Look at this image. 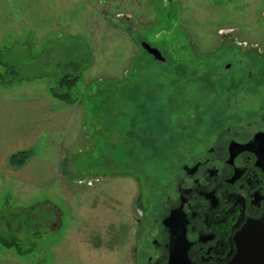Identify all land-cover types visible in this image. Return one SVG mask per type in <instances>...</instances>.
<instances>
[{
	"label": "rangeland",
	"instance_id": "obj_1",
	"mask_svg": "<svg viewBox=\"0 0 264 264\" xmlns=\"http://www.w3.org/2000/svg\"><path fill=\"white\" fill-rule=\"evenodd\" d=\"M0 61L17 73L2 67L0 236L32 247L0 243V264H147L140 199L152 222L180 163L264 110V0H0ZM67 74L74 103L52 93Z\"/></svg>",
	"mask_w": 264,
	"mask_h": 264
},
{
	"label": "flooded vegetation",
	"instance_id": "obj_2",
	"mask_svg": "<svg viewBox=\"0 0 264 264\" xmlns=\"http://www.w3.org/2000/svg\"><path fill=\"white\" fill-rule=\"evenodd\" d=\"M252 123L219 129L200 155L180 163L152 222L137 203L147 264H232L253 228L264 235V110Z\"/></svg>",
	"mask_w": 264,
	"mask_h": 264
},
{
	"label": "trees",
	"instance_id": "obj_3",
	"mask_svg": "<svg viewBox=\"0 0 264 264\" xmlns=\"http://www.w3.org/2000/svg\"><path fill=\"white\" fill-rule=\"evenodd\" d=\"M6 65L8 67V64H6L3 61H0V81L3 80V78L5 77V74L2 71V67L3 66L6 67ZM8 69H9V73L13 75L17 74L15 67L11 66L8 67ZM77 80H78V76H72L68 74L64 75L62 79L59 81L58 86L52 88L53 96L64 102L74 103L75 99L72 97L71 87H73L76 84ZM30 156H31L30 151H21L11 155L9 162L14 167H22L30 158ZM30 237H31L30 234L27 235L26 240H29ZM0 243L4 248L13 249L21 255L28 254L32 251V247L30 246L25 247V242H23L21 239L16 237L14 234L8 235V237L0 236Z\"/></svg>",
	"mask_w": 264,
	"mask_h": 264
},
{
	"label": "water",
	"instance_id": "obj_4",
	"mask_svg": "<svg viewBox=\"0 0 264 264\" xmlns=\"http://www.w3.org/2000/svg\"><path fill=\"white\" fill-rule=\"evenodd\" d=\"M141 46L156 60L166 61V58L158 48L151 46L147 42H142ZM250 238L251 242H244V244L241 243L239 245L237 255L232 264H264V252H260L258 249V247L264 246L263 242L259 241V239L264 238V235L253 228Z\"/></svg>",
	"mask_w": 264,
	"mask_h": 264
},
{
	"label": "crops",
	"instance_id": "obj_5",
	"mask_svg": "<svg viewBox=\"0 0 264 264\" xmlns=\"http://www.w3.org/2000/svg\"><path fill=\"white\" fill-rule=\"evenodd\" d=\"M33 103H31V104H29V105H32ZM36 126H38V124L36 125Z\"/></svg>",
	"mask_w": 264,
	"mask_h": 264
}]
</instances>
